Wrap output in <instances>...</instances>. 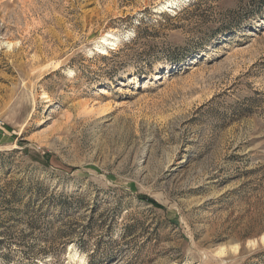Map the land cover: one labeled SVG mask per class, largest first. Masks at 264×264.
<instances>
[{
    "label": "rangeland",
    "instance_id": "rangeland-1",
    "mask_svg": "<svg viewBox=\"0 0 264 264\" xmlns=\"http://www.w3.org/2000/svg\"><path fill=\"white\" fill-rule=\"evenodd\" d=\"M262 238L264 0H0V264H264Z\"/></svg>",
    "mask_w": 264,
    "mask_h": 264
},
{
    "label": "bare ground",
    "instance_id": "bare-ground-1",
    "mask_svg": "<svg viewBox=\"0 0 264 264\" xmlns=\"http://www.w3.org/2000/svg\"><path fill=\"white\" fill-rule=\"evenodd\" d=\"M169 8H170V6H163V7H161V10H165V11H169ZM261 241H263L264 242V238H262V240Z\"/></svg>",
    "mask_w": 264,
    "mask_h": 264
},
{
    "label": "trees",
    "instance_id": "trees-1",
    "mask_svg": "<svg viewBox=\"0 0 264 264\" xmlns=\"http://www.w3.org/2000/svg\"><path fill=\"white\" fill-rule=\"evenodd\" d=\"M141 199H144V201L150 202L151 204L155 205L154 202H152L151 200H148V199H146V198H141ZM69 241H70V240H69ZM69 241H67V242H69Z\"/></svg>",
    "mask_w": 264,
    "mask_h": 264
}]
</instances>
